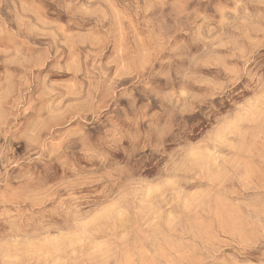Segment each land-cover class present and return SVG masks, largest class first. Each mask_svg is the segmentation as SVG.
Returning a JSON list of instances; mask_svg holds the SVG:
<instances>
[{
	"label": "rangeland",
	"instance_id": "obj_1",
	"mask_svg": "<svg viewBox=\"0 0 264 264\" xmlns=\"http://www.w3.org/2000/svg\"><path fill=\"white\" fill-rule=\"evenodd\" d=\"M64 2L74 24L56 0H0V264H237L241 249L259 264L260 110L245 97L215 116L203 99L243 40H264V0L238 15L241 0H196L191 17L161 0ZM44 55L63 70L37 76ZM130 99V139L94 158L85 140ZM162 114L176 135L157 147ZM232 119L252 122L234 137Z\"/></svg>",
	"mask_w": 264,
	"mask_h": 264
},
{
	"label": "snow or ice",
	"instance_id": "obj_2",
	"mask_svg": "<svg viewBox=\"0 0 264 264\" xmlns=\"http://www.w3.org/2000/svg\"><path fill=\"white\" fill-rule=\"evenodd\" d=\"M156 6L163 8L171 7L174 13H179L181 16L186 14L189 17L198 15L199 9L204 7L202 3H197L196 0H172L171 4H169L168 0H161L160 4ZM247 6L244 0L237 3L235 5L237 15L241 9ZM55 7L61 11H66L68 25L76 22L73 19L74 10L72 5H66L64 0H56ZM75 7L78 8L79 5ZM208 7H214L216 11L220 13L231 12L233 10L231 8H226L223 0H219V2H217V0H212V3ZM189 9H191V11H188ZM60 31L66 32L67 34L64 25L60 26ZM192 31L193 29L189 28V32ZM242 45V60L241 58H237V60L232 62L235 63L236 67L231 70L230 76H220L212 81V87L205 95L203 103L210 109V115L219 116L228 108L233 100H243L245 97H248L247 101L240 104L238 107L240 109H248L250 105H257L260 110V124L262 129H264V40L256 44L255 41L248 38L242 41ZM239 47L240 45L238 44L237 48ZM38 67L43 68V71L37 72V76H44L45 72L50 73L63 70L62 68L57 69L55 67V59L48 55L42 57L38 62ZM45 79H47V77H45ZM161 91L162 89L159 88L148 89L144 93L143 98L147 100L149 97L157 95ZM213 106L215 110H213ZM126 107H129L128 113L115 114L111 119V127H108L107 120L104 121L105 128H107V135H105L104 129H100L99 136L93 133L90 140H85L84 147L94 154V158H103V154L109 151V148L106 147V142L111 141L119 148V140L123 139L127 143L130 139V134L132 133L131 121L133 119H140L141 113L139 109L141 108V104L139 102L133 103V100L130 99ZM103 115L107 117L108 113H104ZM229 117H231V113H229ZM172 122L175 123L174 118H172ZM251 122V119L248 121L230 120L229 127L232 129V135L235 137L237 131L244 124ZM154 123H156L157 129L152 133V137L157 147L161 144V141L157 139V132L162 136H169V138H171V135H176V132L169 134L168 127L163 121V114L161 118L154 121ZM220 127H224V125H220ZM262 136H264V131H262ZM113 207L115 208L116 205L114 204ZM261 219L262 222H264V216H262ZM258 243L260 244V248L264 249V231L261 232ZM252 247H255V245L252 244L251 241L245 246V248ZM253 255L254 253L241 249L237 257V264H251L250 257ZM69 264H71V261H69ZM259 264H264V256L260 258Z\"/></svg>",
	"mask_w": 264,
	"mask_h": 264
}]
</instances>
